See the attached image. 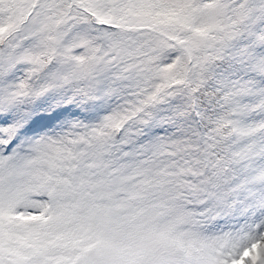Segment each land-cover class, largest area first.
Listing matches in <instances>:
<instances>
[{
    "label": "snow or ice",
    "instance_id": "6c2138e0",
    "mask_svg": "<svg viewBox=\"0 0 264 264\" xmlns=\"http://www.w3.org/2000/svg\"><path fill=\"white\" fill-rule=\"evenodd\" d=\"M0 264H264V0H0Z\"/></svg>",
    "mask_w": 264,
    "mask_h": 264
}]
</instances>
